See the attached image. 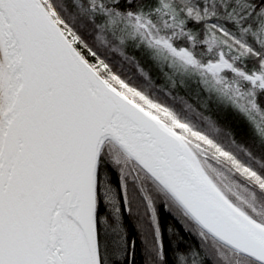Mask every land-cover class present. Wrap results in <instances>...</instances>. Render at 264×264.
<instances>
[{"label": "snow or ice", "instance_id": "1", "mask_svg": "<svg viewBox=\"0 0 264 264\" xmlns=\"http://www.w3.org/2000/svg\"><path fill=\"white\" fill-rule=\"evenodd\" d=\"M0 264H264V0H0Z\"/></svg>", "mask_w": 264, "mask_h": 264}]
</instances>
